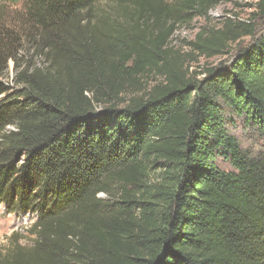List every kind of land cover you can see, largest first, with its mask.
<instances>
[{
    "label": "trees",
    "instance_id": "trees-1",
    "mask_svg": "<svg viewBox=\"0 0 264 264\" xmlns=\"http://www.w3.org/2000/svg\"><path fill=\"white\" fill-rule=\"evenodd\" d=\"M6 1L23 14L19 31L0 24V202L35 217L32 244L14 233L0 264H264L252 18L203 26L183 53L176 27L226 0ZM252 15L264 23V0ZM233 45L229 63L189 70Z\"/></svg>",
    "mask_w": 264,
    "mask_h": 264
},
{
    "label": "rangeland",
    "instance_id": "rangeland-1",
    "mask_svg": "<svg viewBox=\"0 0 264 264\" xmlns=\"http://www.w3.org/2000/svg\"><path fill=\"white\" fill-rule=\"evenodd\" d=\"M256 1L257 0H226L221 2L216 7L210 9L207 15H198L188 22L180 23L172 34L169 45L180 52L189 53L191 48L188 42L194 40L200 28L203 26L218 25L223 18L228 16L234 17V14H238L241 19L245 20L252 18L251 21L256 25L255 36H259L264 31V23L261 18L252 15L255 11ZM109 4L110 2L104 1L100 6L107 8L106 6ZM21 10L22 3L20 1L17 3H10L6 0H0V24L4 28H10V25H12L19 31L18 21L21 19ZM253 39V37L249 36L243 37L239 45H248ZM232 47L234 48L235 45ZM236 48L237 47L231 50V54L215 55L211 58H205L199 54L193 53L192 59L188 63L190 66L189 70L194 71L196 74L206 67L216 66L222 63L227 64L230 62L231 56L235 53ZM4 74L2 81L12 84L14 72L11 61L8 63V68L5 70ZM155 79L156 77L149 76L148 85L151 86L155 84ZM234 134L238 137L243 146L258 145L251 130H245L240 126L234 130ZM224 167L227 168V166ZM100 196L104 195L100 194ZM34 217L35 215L32 212H23L19 209L16 210L8 207L6 202H0V248L7 245V240L10 239L12 241L14 233L18 235L19 243L26 246L31 245L34 235H30L27 231Z\"/></svg>",
    "mask_w": 264,
    "mask_h": 264
}]
</instances>
